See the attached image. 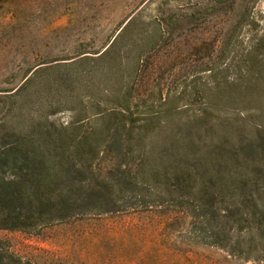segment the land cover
<instances>
[{
  "label": "rangeland",
  "instance_id": "1",
  "mask_svg": "<svg viewBox=\"0 0 264 264\" xmlns=\"http://www.w3.org/2000/svg\"><path fill=\"white\" fill-rule=\"evenodd\" d=\"M251 81H264V0H0V141L38 123L101 127L100 113L127 109L134 127L150 128L133 141L147 152L179 127L203 133L208 120L256 138L264 88L249 102L237 96ZM180 210L0 229V238L38 264L47 253L55 264H264L259 239L230 254L231 243H204Z\"/></svg>",
  "mask_w": 264,
  "mask_h": 264
},
{
  "label": "trees",
  "instance_id": "2",
  "mask_svg": "<svg viewBox=\"0 0 264 264\" xmlns=\"http://www.w3.org/2000/svg\"><path fill=\"white\" fill-rule=\"evenodd\" d=\"M263 88L264 81H251L237 96L249 102ZM263 108L255 115L261 120L256 138L226 119L215 127L208 120L203 133L179 127L169 144L148 152L133 141L150 128L134 127L128 109L100 113L101 127L46 122L28 135L6 132L0 141V229L42 230L105 214L181 209L210 239L204 243H231L229 253L242 254V244L252 251L257 238L264 258ZM233 194L238 201L228 204ZM254 228L256 236L234 240V233ZM55 260L47 253L43 264ZM0 264L38 263L0 238Z\"/></svg>",
  "mask_w": 264,
  "mask_h": 264
}]
</instances>
